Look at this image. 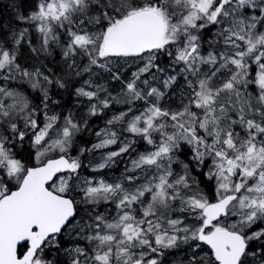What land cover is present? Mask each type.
<instances>
[{
  "label": "snow or ice",
  "instance_id": "1",
  "mask_svg": "<svg viewBox=\"0 0 264 264\" xmlns=\"http://www.w3.org/2000/svg\"><path fill=\"white\" fill-rule=\"evenodd\" d=\"M0 264H264V0H0Z\"/></svg>",
  "mask_w": 264,
  "mask_h": 264
}]
</instances>
